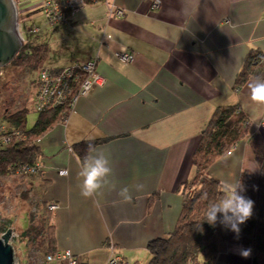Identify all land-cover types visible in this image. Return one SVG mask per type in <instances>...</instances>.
I'll list each match as a JSON object with an SVG mask.
<instances>
[{
    "label": "crops",
    "instance_id": "0c3cea01",
    "mask_svg": "<svg viewBox=\"0 0 264 264\" xmlns=\"http://www.w3.org/2000/svg\"><path fill=\"white\" fill-rule=\"evenodd\" d=\"M110 1L124 8L123 17H107L104 3L85 5L53 26L49 39L37 40L47 45L45 60L54 69L97 57L104 83L37 140L40 170L32 183L47 205H58L50 210L57 250L104 264L112 246L128 264H147L148 241L175 226L182 185L195 173L193 151L216 107L236 104L249 126L210 175L235 184L242 171L257 173L247 137L264 138V107L249 99L252 78L239 88L234 80L249 51L264 55V0H159L154 10L148 1ZM53 37L63 49L50 45ZM123 50L133 54L131 62L117 58ZM95 139L104 140L91 149L113 171L85 198L81 162L69 147ZM124 187L130 201L118 195ZM242 249L248 248L220 244L214 264H251L252 252L245 258Z\"/></svg>",
    "mask_w": 264,
    "mask_h": 264
},
{
    "label": "trees",
    "instance_id": "16d2710c",
    "mask_svg": "<svg viewBox=\"0 0 264 264\" xmlns=\"http://www.w3.org/2000/svg\"><path fill=\"white\" fill-rule=\"evenodd\" d=\"M47 56V45L36 42L23 43L12 59L22 66H42ZM264 75V55L249 51L242 69L234 80L239 88L250 78ZM27 107L5 112L10 129L18 130L20 138L8 146L0 147V176L15 174L23 165H33L41 157L37 140L51 127L62 121L66 110L50 108L37 112L38 117L26 128ZM248 118L236 104L220 105L213 111L207 125L200 132L192 154L194 176L181 188V209L174 228L165 236L153 238L147 243L150 258L147 264H214L220 244L238 245L251 250V264H264V138L259 133L248 135L247 142L257 165V173L242 171L237 179L243 191L241 195L253 201L252 216L240 225L239 236L219 222L210 225L203 220L209 203L222 196V183L210 175V167L243 137L247 136ZM104 139L82 140L73 144L71 152L80 162L89 150ZM191 188V190H188ZM50 216V212H49ZM49 251L55 252L53 225L49 223ZM26 234V232H25ZM28 234V233H27ZM26 234V235H27Z\"/></svg>",
    "mask_w": 264,
    "mask_h": 264
},
{
    "label": "rangeland",
    "instance_id": "374dc122",
    "mask_svg": "<svg viewBox=\"0 0 264 264\" xmlns=\"http://www.w3.org/2000/svg\"><path fill=\"white\" fill-rule=\"evenodd\" d=\"M14 1L18 21L24 31L19 50L22 49L23 43L34 44L39 37L49 39L54 29L39 10L40 3L37 0ZM34 27L39 28L37 33H27L28 28ZM50 43L52 47L58 43V47L63 49L60 39L53 37ZM44 65L51 67L49 59L44 60L42 66ZM39 67L41 66L34 69L22 66L13 60L0 67V131L2 126L4 129H10L5 121V112L21 107L29 109L26 115V128H30L36 121L38 113L33 110L32 94ZM37 174L12 173L0 176V236L6 229H11L9 242L13 247L16 264H53L45 263V256L49 251L50 210L41 199V191L32 183Z\"/></svg>",
    "mask_w": 264,
    "mask_h": 264
},
{
    "label": "built area",
    "instance_id": "2783aa9c",
    "mask_svg": "<svg viewBox=\"0 0 264 264\" xmlns=\"http://www.w3.org/2000/svg\"><path fill=\"white\" fill-rule=\"evenodd\" d=\"M30 0H25L29 2ZM40 4L39 10L46 16L49 25H63L67 21V16L77 12L85 5L104 3L106 5L107 17H123L124 8L116 5L110 0H37ZM148 1L152 10L160 5L159 0H141ZM16 7V3H15ZM17 11V10H16ZM18 14V13H17ZM39 28H28L27 33H37ZM16 32L22 42L24 31L21 23L18 21ZM117 58L124 63L133 60V54L127 51H117ZM97 57H90L85 60L74 62L68 66L54 69L47 66H41L37 70V76L34 82L33 110L36 112L44 111L50 108H62L66 110V115L62 119L65 121L68 114L73 110L75 103L80 97L89 95L92 89L104 83V78L96 70ZM0 131V147L8 146L13 139L20 138V132L14 129H4ZM234 144L226 154H230L236 147ZM71 151V147H69ZM40 170L39 162L33 165H23L15 169V173L29 175L37 174ZM61 175H65L67 170H60ZM49 210H55L58 205L51 203L47 205ZM111 255L104 264H128V262L109 246ZM45 263L53 264H86L70 250H56L45 256ZM16 264V263H15Z\"/></svg>",
    "mask_w": 264,
    "mask_h": 264
},
{
    "label": "clouds",
    "instance_id": "9594fccd",
    "mask_svg": "<svg viewBox=\"0 0 264 264\" xmlns=\"http://www.w3.org/2000/svg\"><path fill=\"white\" fill-rule=\"evenodd\" d=\"M247 87L249 99L254 104L264 107V76L253 77ZM112 171L109 159L103 153L90 149L89 154L83 158L78 173L82 178L81 195L90 198L96 194L109 183L106 178L112 175ZM221 191V198L209 203L203 220L214 226L219 219L221 224L226 225L238 237L240 225L252 216L253 201L241 195L243 189L240 183L225 182ZM118 195L125 201L132 198L127 187L120 189ZM250 253V249H242L240 254L246 258Z\"/></svg>",
    "mask_w": 264,
    "mask_h": 264
},
{
    "label": "water",
    "instance_id": "95a60500",
    "mask_svg": "<svg viewBox=\"0 0 264 264\" xmlns=\"http://www.w3.org/2000/svg\"><path fill=\"white\" fill-rule=\"evenodd\" d=\"M17 11L14 0H0V67L12 60L22 42L16 32ZM12 231L0 236V264H15L13 247L9 242Z\"/></svg>",
    "mask_w": 264,
    "mask_h": 264
}]
</instances>
